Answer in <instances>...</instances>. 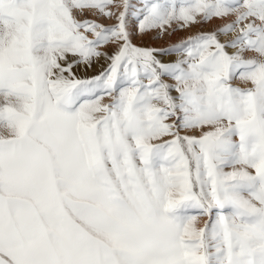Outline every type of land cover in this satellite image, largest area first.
Here are the masks:
<instances>
[{"label":"snow or ice","instance_id":"6c2138e0","mask_svg":"<svg viewBox=\"0 0 264 264\" xmlns=\"http://www.w3.org/2000/svg\"><path fill=\"white\" fill-rule=\"evenodd\" d=\"M0 264H264V0H0Z\"/></svg>","mask_w":264,"mask_h":264},{"label":"rangeland","instance_id":"374dc122","mask_svg":"<svg viewBox=\"0 0 264 264\" xmlns=\"http://www.w3.org/2000/svg\"><path fill=\"white\" fill-rule=\"evenodd\" d=\"M132 4H135L139 6L140 0H130ZM101 22L105 24L113 23L114 21L112 19L108 18H101ZM221 23L220 20L214 19L213 21L205 24H196L192 27L182 30V31H176L171 36H166L162 39H154L152 38V34L149 33L147 35L143 36H135L133 42L137 44L138 46H146V47H167L170 46L173 43L179 42L181 39L186 38L189 35L196 34L199 31H209L212 30L215 26L219 25ZM109 52L112 51L111 48L107 49ZM174 58V57H170ZM106 66V61L101 59L98 63H94L91 68H89L87 71H84L83 69H80L77 71V75L80 76H92L98 74L103 67ZM107 99V98H106ZM207 219L206 217H201L200 221L201 224L199 226H203L204 220Z\"/></svg>","mask_w":264,"mask_h":264},{"label":"bare ground","instance_id":"6f19581e","mask_svg":"<svg viewBox=\"0 0 264 264\" xmlns=\"http://www.w3.org/2000/svg\"><path fill=\"white\" fill-rule=\"evenodd\" d=\"M201 224V221L199 220V225Z\"/></svg>","mask_w":264,"mask_h":264}]
</instances>
